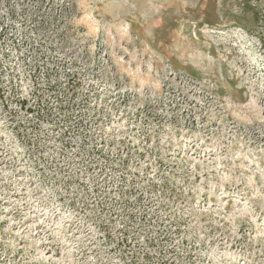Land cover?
<instances>
[{
  "label": "rangeland",
  "instance_id": "obj_1",
  "mask_svg": "<svg viewBox=\"0 0 264 264\" xmlns=\"http://www.w3.org/2000/svg\"><path fill=\"white\" fill-rule=\"evenodd\" d=\"M0 264H264V0H0Z\"/></svg>",
  "mask_w": 264,
  "mask_h": 264
},
{
  "label": "bare ground",
  "instance_id": "obj_2",
  "mask_svg": "<svg viewBox=\"0 0 264 264\" xmlns=\"http://www.w3.org/2000/svg\"><path fill=\"white\" fill-rule=\"evenodd\" d=\"M241 65H242V67L244 68V70L247 72V73H251L252 71H253V69H251L250 67H249V65H248V63L246 62H241ZM260 99H261V101L263 102V96L262 95H260Z\"/></svg>",
  "mask_w": 264,
  "mask_h": 264
}]
</instances>
